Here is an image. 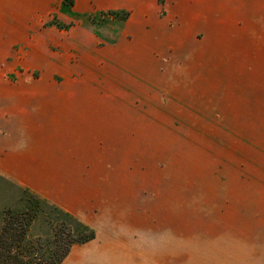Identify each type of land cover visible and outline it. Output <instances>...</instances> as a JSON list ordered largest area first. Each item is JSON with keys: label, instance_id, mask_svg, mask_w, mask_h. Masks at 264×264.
I'll return each instance as SVG.
<instances>
[{"label": "rangeland", "instance_id": "1", "mask_svg": "<svg viewBox=\"0 0 264 264\" xmlns=\"http://www.w3.org/2000/svg\"><path fill=\"white\" fill-rule=\"evenodd\" d=\"M110 1L0 0V231L12 211L43 245L93 236L62 264H264L230 236L264 230V101L232 94L236 65L262 86L264 51L237 48L264 47V0ZM62 96L96 102L64 105L67 140Z\"/></svg>", "mask_w": 264, "mask_h": 264}, {"label": "crops", "instance_id": "2", "mask_svg": "<svg viewBox=\"0 0 264 264\" xmlns=\"http://www.w3.org/2000/svg\"><path fill=\"white\" fill-rule=\"evenodd\" d=\"M101 1L102 2H105V1L112 2L110 0H101ZM90 8H91V6L90 7L89 6H85V7H81L80 9L88 11ZM260 13L264 17V4L263 3H260L259 5H256V8H255V19H254V22H253V20H251V24L254 27L256 37L259 40L264 41V18H261V19L258 18V14H260ZM79 28H81V27L79 26ZM88 29L89 28L87 26V27H85V29L83 31L81 30L79 32L82 33V35L88 36V38H89V33L87 32ZM77 37L78 38H76L74 40H76L77 43L84 44L85 41L82 40V37L80 36V34H78ZM84 39H86V38L84 37ZM237 50H238L240 55H242L243 53H245L247 51L246 55L248 56V60L251 61L252 57L262 56L263 55L262 51H264V47H260V49H258V50H255L251 46L248 49H242L241 47H239V48H237ZM243 66L244 65H242V67ZM235 67L239 68V69L238 70L237 69H233L234 77H233V92H232V94H233L234 103L236 104L242 97L244 98L245 96H247L248 99H249V101L247 100V104L248 105L253 104V107H254L255 104L263 103V101H264V99H263L264 98V80L261 83L262 86H258V85L254 84L256 82L257 78H258L256 75H259L258 73L261 70H258V73H257V71L255 69L256 67L253 66V64H251V63L244 70L241 69L240 65H236ZM245 70H247V71H245ZM236 72H239V77H240L239 80H241L242 77H245L247 79V81H245L243 83L242 82L239 83L237 77L235 76ZM241 74L242 75H247V76H242L241 77ZM241 83L242 84L247 83L248 86H247L246 91H242L241 90V88H242ZM222 88H223L222 92H223V96H224V93H225L224 85H222ZM237 95L240 96L239 100L236 99ZM254 97H257L256 100H254ZM48 103L57 104V107H55L56 112L54 113V111H53L52 113L49 114V116L56 115L57 111H58V113H57L58 117L60 116V114H62V119H61L60 123L66 129V132L64 134H61L62 136H65L64 140L68 139V137H67L68 134L77 133L76 125L74 123L70 122V121H66L64 119V117H63V116H65V114L63 112L64 109H65L64 105L65 104L73 105L72 110H73V114H74L77 111V109H78V107H76V106H79L80 104H82V105H85V104H96L95 99L93 97H91V96L90 97H84V98L79 97V96H69V97L65 98L64 96H62V101L61 102H58V101L57 102H53V101L51 102V101H49ZM58 104H61L62 106L59 107ZM253 107L250 106L248 108L249 112L254 110ZM83 108L89 110V109H94L95 107L86 106V107H83ZM244 111H245V107H244V105H242L241 106V112H244ZM249 118H251V117H249ZM233 119H237V117L233 116ZM42 122H38V121L35 122V126L44 129ZM98 124L101 126L99 128L100 129L102 128L103 135H106V137H107V133L108 132H106V129L110 128L109 127L111 125L110 119H107V118L100 119V123H98ZM254 126H255V124L252 123V125L250 124L249 127L251 129H254ZM248 227H250V225H242V227L240 228V232H239L241 234L240 237H237L236 234H231L230 236H233L234 238L235 237L238 238V240H240L241 243L245 244L246 247L255 246V247H258V248H261V249L264 248V235L261 234L262 232H264V230H262V229L258 230V229L248 228ZM233 231L235 232L236 230L233 229ZM253 231L257 232L256 238L249 239L248 236L245 237L244 233L253 232ZM254 257L256 258L255 259L256 262H260V260L256 256H254Z\"/></svg>", "mask_w": 264, "mask_h": 264}, {"label": "trees", "instance_id": "3", "mask_svg": "<svg viewBox=\"0 0 264 264\" xmlns=\"http://www.w3.org/2000/svg\"><path fill=\"white\" fill-rule=\"evenodd\" d=\"M29 221L26 214L12 211L6 213L0 231V264H62L70 251L71 243L93 238L88 236L84 239H68L69 234L66 236V232L59 229L50 240L53 245H43L28 237Z\"/></svg>", "mask_w": 264, "mask_h": 264}]
</instances>
